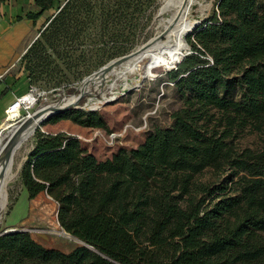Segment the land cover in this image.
<instances>
[{
	"label": "trees",
	"instance_id": "1",
	"mask_svg": "<svg viewBox=\"0 0 264 264\" xmlns=\"http://www.w3.org/2000/svg\"><path fill=\"white\" fill-rule=\"evenodd\" d=\"M54 1L34 4L49 10ZM97 1L67 0L49 26L58 31L71 21L119 12L104 13ZM134 1L143 4L113 0L111 6ZM192 32L193 52L175 68L174 81L179 92L193 95L173 112L171 126L104 159L74 134L38 133L21 172L29 197L50 194L61 226L93 248L65 252L28 231L3 232L0 264H264V147L232 142L246 127L264 133V0H219ZM125 47L115 40L111 48ZM236 88L239 98L230 96ZM71 118L108 128L97 110L77 109ZM206 168L227 171L229 180L237 176L235 194L213 196L227 186L198 182L195 174Z\"/></svg>",
	"mask_w": 264,
	"mask_h": 264
},
{
	"label": "rangeland",
	"instance_id": "2",
	"mask_svg": "<svg viewBox=\"0 0 264 264\" xmlns=\"http://www.w3.org/2000/svg\"><path fill=\"white\" fill-rule=\"evenodd\" d=\"M109 1L98 0V9H103L104 13H108L113 7L119 12L112 14L111 11L108 17H89L87 20L85 19L84 24L79 21H71L59 27L58 31H55L53 26H49V23L63 8L67 0H55L53 7L49 10H42L39 6L33 8L25 6L21 19L28 18L27 14L29 12L37 14V17L29 18L33 21V24L22 52L11 59L4 66L5 68L0 71L3 78L4 74H12L16 78L13 87L3 91L0 98V108L7 95L8 99L12 101L15 98L13 92L19 91L22 93L29 84H40L47 87L60 86V90L52 94L53 102L59 101L63 97L67 99L72 95L79 94L80 90L77 89V86L85 77L109 61L131 53L137 46L155 37L163 29L161 18L166 15L169 16V13H158L161 0H142L143 4H137L134 1L128 7L119 4L111 6L113 0L112 2ZM218 1L203 0V3L208 7L203 13L198 12L195 15L200 21L199 25L205 24L211 18L217 9ZM262 4H260L261 9ZM123 11L134 12V16L120 17V13ZM194 35L195 32H191L187 36L188 54L193 52L190 39H194ZM115 40H118V42L124 41L126 47L120 52H116L111 48ZM100 46L103 48L99 50L98 47ZM177 71L176 69L167 70L164 67H156L153 73L157 74V77L145 78L140 86L130 89L124 94H118L116 99L106 102L101 109H96L103 114L108 122V128L103 129V133L107 135L111 130L121 128L126 122L140 125L144 118L148 120L146 130L130 132L129 136L134 133L145 135L156 128L171 126L173 112L184 105L187 97L193 95L189 91L185 93L178 91L174 81V74ZM12 75L8 77L9 81L13 80ZM135 76L136 74L129 75L130 78ZM22 80V84L17 87V84ZM15 87L17 88L13 90ZM92 91L101 97L95 89H92ZM107 95L110 96L109 91H107ZM230 96L239 98L240 88H236ZM86 101L87 95H84L79 101V105H85ZM72 107L68 113L62 111L44 120L41 126L35 129L30 137L31 139L26 141L18 150L15 165L17 178L15 177L8 184L7 207L1 214L2 216L0 215V233L12 232V229H15L14 231H28L34 239L46 247L60 249L65 252L84 244L61 226L57 215L59 204L50 194L42 191L35 198L29 197L21 172L29 153L35 145L39 132L69 131L71 125L77 123L71 118L74 110L91 111L84 107ZM63 114L68 116H61ZM6 120L15 122L12 119H5L0 124L2 125ZM85 133L91 134L92 131ZM8 134H5L4 141L8 139ZM128 135L125 138V147H129L127 143ZM232 142L238 148L261 149L264 147V133L246 127L238 133ZM226 176L227 171L206 168L195 174V179L198 182L207 183L211 188L218 185L227 186L224 192L215 191L213 196L220 195L219 193L235 194L234 189L236 186L233 182L237 176H233V180H229ZM213 196H209L207 201Z\"/></svg>",
	"mask_w": 264,
	"mask_h": 264
},
{
	"label": "bare ground",
	"instance_id": "3",
	"mask_svg": "<svg viewBox=\"0 0 264 264\" xmlns=\"http://www.w3.org/2000/svg\"><path fill=\"white\" fill-rule=\"evenodd\" d=\"M160 7L163 10L159 14L169 13V16L161 18L163 29L155 37L137 46L131 53L109 61L85 77L77 86L80 93L72 95L58 105L64 106L68 103L79 105V101L87 95L83 107L99 109L106 102L116 99L118 94H124L140 86L145 78L156 77L157 74L153 73L156 67H164L167 70L177 68L188 53L187 36L193 31L192 26L200 22L195 15L198 12L203 13L208 5H205L203 0H161ZM131 74L136 76L130 78ZM92 89H95L101 97ZM107 91L110 92V96L107 95ZM24 100L31 101V95L24 97ZM53 107H56V104L45 106L35 116L19 124L7 120L2 124L5 131L0 133V215L7 207L8 184L17 176L15 165L18 150L31 139L37 124L51 112ZM18 113L20 110L17 104L8 110V120H13ZM7 133H9L8 139L4 141Z\"/></svg>",
	"mask_w": 264,
	"mask_h": 264
},
{
	"label": "crops",
	"instance_id": "4",
	"mask_svg": "<svg viewBox=\"0 0 264 264\" xmlns=\"http://www.w3.org/2000/svg\"><path fill=\"white\" fill-rule=\"evenodd\" d=\"M25 6L33 8L36 5L34 4V0H6L0 3V71L5 68L4 66L7 65L11 61V59L15 58L16 55L22 52L24 43L28 38L33 21L29 18H20V16H23V10ZM11 75L12 74H4V78L3 76L1 77L0 98L3 91L9 87H13L14 83L16 82V78L14 75H12L13 80L9 81L8 77H11ZM22 82L23 80L20 81L19 84H17V87L18 85L22 84ZM17 87H15L13 90H15ZM13 93L15 94L14 97L16 96V94H20L19 91ZM10 101L11 99H8L7 95L4 98L3 104L0 108V123L2 122L3 117L6 114L5 110L7 106L12 103V101ZM93 129H96V127L83 126L78 123H73L69 131H62H66L71 134H82L84 136H90L92 135V133L86 134L85 132H89L90 130L93 131ZM98 129L103 132L104 128H97V130ZM146 135L147 134L144 135L138 133L131 134L130 136L128 135V148L136 147L141 144L145 140ZM82 143L83 146H85L89 151L93 152L97 157L101 159L112 156V154L116 152L118 148H110L109 146H107L102 136L93 138V140L91 141H82ZM131 143L135 144L132 145Z\"/></svg>",
	"mask_w": 264,
	"mask_h": 264
},
{
	"label": "built area",
	"instance_id": "5",
	"mask_svg": "<svg viewBox=\"0 0 264 264\" xmlns=\"http://www.w3.org/2000/svg\"><path fill=\"white\" fill-rule=\"evenodd\" d=\"M1 77L2 75H0V78ZM59 90L60 87L44 88L38 85H28V87L24 92L17 94L15 96V98L12 100L13 104H9V106L6 109V114L4 115L3 120L8 119L9 116L8 110L17 104L20 113H18V115L14 117L13 121L19 123L26 118L33 117L38 110H40L42 107L46 105L59 104L63 102L64 100H66L64 97H63L64 99L62 98L59 101L56 102L52 101V94H55V92H58ZM28 95H31L32 97L31 101L24 100V97ZM15 101L16 103L14 104ZM147 126H148V120L147 118H144L143 122L140 125H135L130 122H126L121 128L111 130L110 132L107 133V135H105L101 130L99 129L97 130V128L93 129L92 135L90 136H84L82 134H74V135L80 138L81 141H91L93 140V138L102 136L107 146H109L110 148H116L125 144V138L130 132H142L146 130ZM3 131H5V128H3V126L0 124V133Z\"/></svg>",
	"mask_w": 264,
	"mask_h": 264
},
{
	"label": "water",
	"instance_id": "6",
	"mask_svg": "<svg viewBox=\"0 0 264 264\" xmlns=\"http://www.w3.org/2000/svg\"><path fill=\"white\" fill-rule=\"evenodd\" d=\"M162 7H159V9H158V13H160V12H162ZM199 23L200 22H196L193 26H192V30H194L198 25H199ZM188 54V53H187ZM186 54V55H187ZM185 55V56H186ZM184 56V57H185ZM77 89H78V87H77ZM46 106H48V105H46ZM72 106H76L77 108H81V107H83V106H81V105H76V104H73V103H68V104H66V105H64V106H59L58 104H56V107H53V109L51 110V112L50 113H48L43 119H41L40 120V122L37 124V126H36V128L38 127V126H40L41 124H42V122L44 121V120H46L47 118H49L50 116H52V115H55V114H58L59 112H62V111H66L67 109H69L70 107H72ZM45 107V106H44ZM43 108V107H42ZM97 108H93V109H89V110H96ZM39 111V110H38ZM37 111V112H38ZM36 112V113H37ZM36 113H35V115H36ZM34 115V116H35ZM26 119H28V118H26ZM25 120V119H24ZM22 122V121H21ZM15 229H12V231H14ZM81 241L83 242V244L84 245H86V246H89V247H91V248H93L91 245H88L85 241H83L82 239H81Z\"/></svg>",
	"mask_w": 264,
	"mask_h": 264
}]
</instances>
